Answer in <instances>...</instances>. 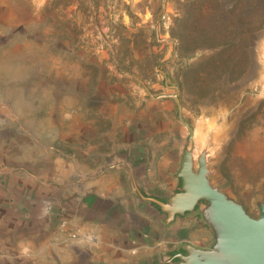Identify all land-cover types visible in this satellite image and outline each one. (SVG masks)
Listing matches in <instances>:
<instances>
[{"label":"rangeland","instance_id":"rangeland-1","mask_svg":"<svg viewBox=\"0 0 264 264\" xmlns=\"http://www.w3.org/2000/svg\"><path fill=\"white\" fill-rule=\"evenodd\" d=\"M132 76L153 95L177 87L194 158L205 149L211 184L257 217L264 0H0L1 118L20 147L105 167L142 138L145 168L175 179L188 131Z\"/></svg>","mask_w":264,"mask_h":264},{"label":"crops","instance_id":"crops-1","mask_svg":"<svg viewBox=\"0 0 264 264\" xmlns=\"http://www.w3.org/2000/svg\"><path fill=\"white\" fill-rule=\"evenodd\" d=\"M1 116L0 106V264H176L182 243L212 240L197 214L168 220L151 199L165 200L179 178L145 168L142 138L89 167L20 147L17 124Z\"/></svg>","mask_w":264,"mask_h":264},{"label":"water","instance_id":"water-1","mask_svg":"<svg viewBox=\"0 0 264 264\" xmlns=\"http://www.w3.org/2000/svg\"><path fill=\"white\" fill-rule=\"evenodd\" d=\"M132 77L151 98H172L177 118L188 131L190 145L183 150L176 173L180 179L179 190L163 201L151 199L166 213L168 220L185 212L197 214L211 231L212 240L204 247L182 243L183 252L176 255V264H264V202L257 203L258 216L252 217L240 203L211 184L206 150L194 158V128L183 116L176 86L173 94L153 95L142 80Z\"/></svg>","mask_w":264,"mask_h":264},{"label":"flooded vegetation","instance_id":"flooded-vegetation-1","mask_svg":"<svg viewBox=\"0 0 264 264\" xmlns=\"http://www.w3.org/2000/svg\"><path fill=\"white\" fill-rule=\"evenodd\" d=\"M176 190H179V187H178ZM202 203H205V201H202ZM181 252H183V249H182V251H181Z\"/></svg>","mask_w":264,"mask_h":264}]
</instances>
